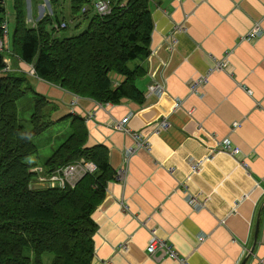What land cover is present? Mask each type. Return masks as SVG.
I'll return each mask as SVG.
<instances>
[{
	"label": "crops",
	"instance_id": "obj_1",
	"mask_svg": "<svg viewBox=\"0 0 264 264\" xmlns=\"http://www.w3.org/2000/svg\"><path fill=\"white\" fill-rule=\"evenodd\" d=\"M150 12V54L129 63L144 69L135 81L143 102L99 103L26 74L52 103L55 123L69 130L63 117H83L86 146H105L110 166L125 171L92 213L91 264H178L148 255L152 231L186 264H256L264 260V0H150ZM254 27L262 34L240 39ZM15 61L27 72L29 64ZM218 61L226 67L215 69ZM206 74L191 92L190 81ZM223 139L241 154L207 158ZM136 142L146 143L129 152Z\"/></svg>",
	"mask_w": 264,
	"mask_h": 264
},
{
	"label": "trees",
	"instance_id": "obj_2",
	"mask_svg": "<svg viewBox=\"0 0 264 264\" xmlns=\"http://www.w3.org/2000/svg\"><path fill=\"white\" fill-rule=\"evenodd\" d=\"M57 1L50 0L51 13L29 24L25 0H13L11 54L0 51V264H43L44 253L53 255L50 264H91L97 228L92 213L104 199L108 182L115 180L108 149L87 147L85 119L69 115L62 118L69 119V133L41 165L49 175L82 158L97 169L73 187L36 184L30 158L38 152L35 139L56 122L50 115L54 107L24 72L4 71L7 56L32 64L38 78L99 103L115 104L122 98L141 103L144 98L135 83L144 69L130 68L129 63L150 54V0H126L123 5V0H113L106 15L82 13L90 0H69L72 15L88 19L84 30L70 36L59 35L62 29L56 27ZM5 13L0 0V39ZM111 74L123 79L114 83ZM26 92L33 103L28 130L18 115V101Z\"/></svg>",
	"mask_w": 264,
	"mask_h": 264
},
{
	"label": "rangeland",
	"instance_id": "obj_3",
	"mask_svg": "<svg viewBox=\"0 0 264 264\" xmlns=\"http://www.w3.org/2000/svg\"><path fill=\"white\" fill-rule=\"evenodd\" d=\"M3 5L5 6L6 13L3 21V27L6 26L7 33L3 32V38L0 39V51H7V53H10L9 48V41L11 40L12 31L14 28L15 23V16H14V8H13V0H2ZM126 1V0H123ZM113 0L111 1V9L113 5ZM52 4L50 3V0H25V8H26V19L27 23L34 24L37 20V17L40 18L45 13H51L52 12ZM56 10L58 11V16L61 21H64L67 25V28L62 29L59 32V35L61 36H70L72 34H76L78 32H81L85 26L84 21L80 22L79 18H74L71 15V9L69 7V0H58L55 5ZM111 12V10H110ZM107 12V13H110ZM105 13V14H107ZM32 18V19H31ZM71 19L75 20L74 23H71ZM68 21V22H67ZM69 23V24H68ZM11 54V53H10ZM10 65L14 66V70H19L23 72L22 69H20L19 65L16 64V56H7V58L4 60L6 63V68L4 71H9V59ZM13 59V61H12ZM18 59V58H17ZM20 60V59H18ZM15 61V62H14ZM28 64V63H26ZM30 68V69H29ZM24 69H27L25 66ZM11 71V70H10ZM3 72V71H2ZM28 75V73L32 76L35 75L34 67L32 64L28 65L27 72H24ZM1 75V73H0ZM37 77V76H36ZM111 77L114 81V83H117L118 79L122 76L117 74H111ZM40 79V78H39ZM69 92V91H68ZM71 93V92H70ZM18 115L20 122L24 125L25 129H30L29 127V117L31 113L33 112V103L31 99V93L26 92L25 95L18 101ZM67 128V130H65ZM69 133L68 126L66 122L64 121L59 123H54L53 125L49 126L46 130H44L36 139V144L38 145V152L37 155H34L30 158V161L34 164V170L37 174V181L36 184H38L40 187L45 186L47 182V172L45 171L44 167L41 165L44 160L57 148V146L63 141L66 134ZM53 258V255L51 253H44L42 256L43 264H50L51 260Z\"/></svg>",
	"mask_w": 264,
	"mask_h": 264
},
{
	"label": "built area",
	"instance_id": "obj_4",
	"mask_svg": "<svg viewBox=\"0 0 264 264\" xmlns=\"http://www.w3.org/2000/svg\"><path fill=\"white\" fill-rule=\"evenodd\" d=\"M94 7L97 13L99 14H105L107 12H110L111 10V0H97L94 3ZM7 32V29L4 28V33ZM262 34V31L259 30L258 27H254L246 34L242 35L240 37L241 40L245 41H251L255 38H257L259 35ZM226 65L222 63L221 61H218L215 63V69H224ZM208 75H203L201 77H198L196 79H193L189 83V89L191 92H197V90L202 87L205 83L208 81ZM158 92L162 93L163 88L159 87ZM249 93H251L250 90H248ZM179 101L176 103V106L179 105ZM127 123V117H124L120 122L115 124V127L120 131H125V125ZM162 125L166 127L168 125L166 120H163ZM139 136L136 135L135 138L137 139ZM146 143V142H145ZM145 143H138L136 142L135 147L133 149H130L129 152H133L137 147ZM146 146V145H145ZM226 152L232 156H239L241 154L240 149L235 146L229 139H223L216 143V145L212 148L209 147L208 149V156L211 157L216 152ZM240 163L244 166H247V164L244 161H240ZM201 165V161L194 160L190 164V169L192 171L196 170ZM97 167L95 163L91 161H87L85 159H79L76 161H73L71 163H68L62 167H59L51 175L47 178V182L50 186H59V187H65V186H71L73 187L74 184L85 174L87 173H93L96 171ZM115 180L124 182L125 179V171L124 169H117L115 172ZM189 203L194 205L195 199L193 197L189 198ZM146 252L152 259H158L159 257H168L170 259H173L177 261L178 264H186V258L182 255H180L176 249L173 247L171 243H169L166 239L159 237L157 234H155L154 231L150 234V237L148 239L147 245H146ZM256 264H264V260H259Z\"/></svg>",
	"mask_w": 264,
	"mask_h": 264
}]
</instances>
